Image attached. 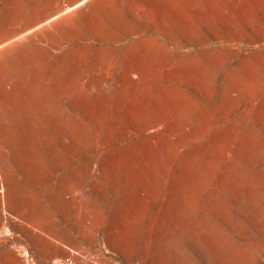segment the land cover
Masks as SVG:
<instances>
[{"label": "rangeland", "instance_id": "obj_1", "mask_svg": "<svg viewBox=\"0 0 264 264\" xmlns=\"http://www.w3.org/2000/svg\"><path fill=\"white\" fill-rule=\"evenodd\" d=\"M0 264H264V0H0Z\"/></svg>", "mask_w": 264, "mask_h": 264}, {"label": "bare ground", "instance_id": "obj_2", "mask_svg": "<svg viewBox=\"0 0 264 264\" xmlns=\"http://www.w3.org/2000/svg\"><path fill=\"white\" fill-rule=\"evenodd\" d=\"M3 201V200H2Z\"/></svg>", "mask_w": 264, "mask_h": 264}]
</instances>
